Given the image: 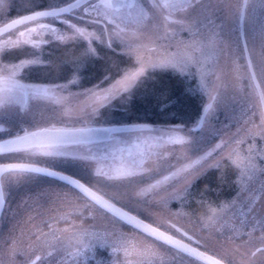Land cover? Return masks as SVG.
<instances>
[{
    "label": "rangeland",
    "instance_id": "obj_1",
    "mask_svg": "<svg viewBox=\"0 0 264 264\" xmlns=\"http://www.w3.org/2000/svg\"><path fill=\"white\" fill-rule=\"evenodd\" d=\"M28 1L34 6L37 3L47 6L67 0ZM236 1V12H232L229 0H185L175 6L158 3L142 12L139 8L137 12L110 9L112 17L122 20L118 28L102 10L100 17L103 15L106 20L99 25L87 24L79 10H74L75 14H64V19L81 28L83 36L51 17L47 20L57 28L55 33L39 29L29 31L36 28L37 22L1 31L0 74L4 75L14 73V77L21 78L22 73L42 67L52 48L76 38L85 42V51H80L79 58L95 56L96 49L103 46L122 45L133 52L136 64L106 82L103 77H84L73 71L62 77L54 72L51 80L25 85L43 86L47 93L38 97L29 93L26 102H9L0 107V137L46 124L111 123V119L102 121V117L98 120L95 116L107 115L101 112L104 105L116 104V99L111 100L129 88L148 64L170 63L180 71L193 73L204 101H210L211 105L195 131L190 125L195 124L196 119L185 125L151 123L148 128L139 130L143 139L130 149L129 160L124 156L125 164L114 159L122 163L123 166L118 167L121 173L116 178L108 177L104 184L101 183L102 175H107L112 168L100 169L102 160L97 151L90 152L96 160L58 157L42 164L77 175L151 221L174 233L192 237L193 241L231 264H264V252L257 251L258 246L264 245V121L239 41V0ZM248 4L246 49L264 98V0H248ZM16 11L11 0H0V24L16 16ZM110 30L119 43L109 38ZM75 57L72 56V60ZM56 84L64 87L57 88ZM45 150L42 147L23 148L19 153L2 155L0 159L37 161L43 159L38 153ZM224 155L236 166L235 193L211 206L204 215H190L180 205L174 206L172 200L178 199L183 187L201 169ZM129 173L134 175L129 178ZM0 184L2 188L11 187L18 198L26 192L32 194L30 201L39 198L44 202V236L37 238L39 226L31 228L35 234H28L30 259L36 254L34 252L42 251L44 264H51L58 259L57 253L64 250L58 249L64 246L63 241L56 238V232L75 231L77 253L90 246L94 255L97 249L105 247L101 264H166L170 260L198 263L189 257L175 259L173 250L121 225L67 185L50 178L5 172ZM24 184L31 185L32 189L29 186L22 189ZM69 210L73 212L74 221L68 218Z\"/></svg>",
    "mask_w": 264,
    "mask_h": 264
},
{
    "label": "trees",
    "instance_id": "obj_2",
    "mask_svg": "<svg viewBox=\"0 0 264 264\" xmlns=\"http://www.w3.org/2000/svg\"><path fill=\"white\" fill-rule=\"evenodd\" d=\"M84 45L80 38L61 43L51 49L42 67L22 73L21 79L42 82L53 79L54 72L57 77H62L77 71L84 77H103V82H106L136 64L135 56L124 50L122 45L103 46L96 49L97 55L79 58L80 51H85ZM72 56L76 57L72 60ZM114 100L116 104L108 106V103L101 110L107 115L100 113V116H95L98 120L102 117V121L187 124L199 114L204 96L193 73L180 71L170 63H156L147 65L130 89L111 101ZM236 188V166L223 156L197 173L173 204L193 215H203L211 206L229 199Z\"/></svg>",
    "mask_w": 264,
    "mask_h": 264
},
{
    "label": "flooded vegetation",
    "instance_id": "obj_3",
    "mask_svg": "<svg viewBox=\"0 0 264 264\" xmlns=\"http://www.w3.org/2000/svg\"><path fill=\"white\" fill-rule=\"evenodd\" d=\"M20 1H23L22 5H20ZM184 1L185 0H89V3L95 2L97 4H100L101 10L104 11L103 14L105 16L109 15L114 23L120 24L122 20L120 18L112 17L110 15L111 10L126 11V9L127 10L130 9L131 11L137 12L141 10L142 12L146 7L149 8L154 7L158 3L160 5L175 6L177 4H181ZM228 3L229 6L230 5L233 6L232 12H236L237 1L229 0ZM37 4L38 5L34 6L31 3H29L28 0H11L12 8L17 10L15 12V15H23L28 12L42 10V9H52L61 5L57 3L47 4V6H44L46 5L44 3H37ZM103 5H111V7H103ZM138 8L140 10H138ZM248 9H249L248 0H245L243 6V13L241 16V29H242L243 38L245 40L249 25L247 21L249 14ZM105 16L101 15L100 18L102 19V22L106 20ZM167 17L170 18L169 16ZM237 19H238V14H237ZM164 24L167 25L166 22H164ZM167 26L170 27V25ZM3 76H8V74L5 75L0 74V77ZM14 78L21 85L34 84L31 81L24 82L17 79L16 77ZM142 129L144 128H123V129H119V131H109L106 137L95 139L94 143L91 145L82 146L83 151L81 152H89V150L90 152L97 151L102 159V162L100 163L99 166L100 169L106 167L115 168L113 172H108L107 174L111 175L109 177L116 178L121 173L118 170L119 169L118 167L123 166L122 163L125 164L124 160H126V158L124 156H128V160H129V157L132 156L129 153L130 149L135 145V143H139V141L143 139V137L140 136L138 133L139 130ZM114 157L118 158L119 159L118 161L122 163H116L114 161ZM0 160L4 161V160H12V159H0ZM15 160H23V159H15ZM28 160L34 161L31 159ZM10 173H14V171H11ZM19 173L24 174V172H19ZM102 177L108 178L107 175H102ZM28 186L32 189L31 185H26V184H24L22 188L24 189L27 188ZM3 189L5 191V203L0 208V264H34L35 261L37 260L39 261L38 264H44L45 258L43 256L42 251L34 252L36 254L31 256L30 259L29 249H28V244H29L28 239L30 238L28 234L30 235L35 234V231L31 230L32 227L39 226V228L41 229L40 231L36 230V232H39V237L37 238H43L44 236L43 235L44 221H45L44 202H42L39 198L30 201L32 194H26V192L21 194L22 198H18L17 197L18 193L14 192V190L11 187L8 188V186ZM71 214H73V212L69 210L68 218L73 220L74 216H72ZM32 222H37V223H32ZM55 235L56 238H60V240L63 241L64 247L59 246L58 249L63 248L64 250H61L57 253L59 255L58 259L53 260L51 264H98L97 262L99 260H100L99 264H101V261L103 260L105 254V247H102L101 249H97L94 255L91 252L90 246H85L83 250L77 253L76 251L77 237L75 231L56 232ZM176 235L182 236V233L177 232ZM66 244H68L67 247ZM4 249H6V251L2 252V250ZM173 252L175 254V259L178 258L185 260L188 259L186 255H183L176 250H173ZM108 259L109 258L105 256V260L108 261ZM104 264H108V263H104ZM138 264H147V263L139 262ZM153 264H157V263H153ZM166 264H188V263H182V262L173 263L172 260H170ZM195 264H200V263H195ZM250 264H256V262Z\"/></svg>",
    "mask_w": 264,
    "mask_h": 264
},
{
    "label": "snow or ice",
    "instance_id": "obj_4",
    "mask_svg": "<svg viewBox=\"0 0 264 264\" xmlns=\"http://www.w3.org/2000/svg\"><path fill=\"white\" fill-rule=\"evenodd\" d=\"M103 7H111V5H103ZM74 10H79L83 15L82 18L86 19L87 24L89 25H99L102 23L100 18L101 5L95 2L89 3V0H72L70 4L61 8H52L49 10L35 11L31 15L24 16L22 18L13 19L10 23L6 25L3 30L8 31L12 28L21 25H27L31 22H37L36 28L29 29L31 32L37 31L39 29L41 32L55 33L57 28L51 22H48L47 18L51 17L56 20H59L61 23L67 24L70 30H75L76 33H79L80 36H83L84 33L80 27H77L76 24H73L71 21L64 19V14H75ZM93 12L96 13V16H93ZM63 17V19H61ZM47 21V22H41ZM118 28L119 25L117 24ZM21 36L24 35L23 32L20 33ZM116 34L112 30L109 31V38L115 40ZM101 36V40H103ZM28 43V41H24ZM111 47V45H110ZM14 73L12 75L0 77V107L4 106L9 102L22 103L26 102L29 93L32 96H44L47 93V89L43 86H25L19 84L15 78ZM70 83H75L71 81ZM55 87L62 88L64 85L56 84ZM130 88H125L124 92L128 91ZM91 92L92 90H87ZM103 107V105L101 106ZM211 107V105H209ZM206 111V109H205ZM196 128L193 129L195 131ZM108 131H119L117 129H110ZM96 132L95 128H85V127H68L62 129H43L41 131H29L25 130L22 135H17L12 138H7L0 140V155H11L21 152L23 148L28 147H42L46 149L45 151L38 153L42 160H37V163H44L49 158H58V157H70L76 158L85 161L96 160L97 157L91 155L90 150L86 155H81L83 151L82 146L91 145L94 143V139L88 134ZM73 147H69V146ZM0 171L11 172H27L35 174H44L47 176L58 178L59 180L67 183L73 189H79L84 192H88V189L85 188L84 183L81 182L78 178L68 176L62 172L56 170H49V167H37L32 165H27L23 163H6L0 167ZM134 174L129 173L128 176L131 178ZM167 179V177L165 178ZM159 184L160 182L157 181ZM5 203V191L0 187V207ZM126 215V214H121ZM153 233L156 232L155 229L152 230ZM158 239L164 243L171 245L174 248L179 249L183 253H187L191 257H197L200 259H206L211 261L212 257L205 256L204 253L198 252L195 248L189 247L188 245H182L179 240L173 239L171 236L165 237L164 233H159ZM189 240L192 238L189 236ZM258 252H264V249H257ZM39 259V257H38ZM213 264H219L218 261H214Z\"/></svg>",
    "mask_w": 264,
    "mask_h": 264
},
{
    "label": "water",
    "instance_id": "obj_5",
    "mask_svg": "<svg viewBox=\"0 0 264 264\" xmlns=\"http://www.w3.org/2000/svg\"><path fill=\"white\" fill-rule=\"evenodd\" d=\"M71 2H72V0L66 2V3H64V4H62V5L58 6V7H55V8H61V7L67 6ZM42 10H49V9H42ZM36 11H41V10H36ZM33 12H35V11L28 12V13L23 14V15H19V16L13 18V19H18V18H22V17L27 16V15H31ZM13 19H11V20H13ZM11 20H9L6 23L0 25V30H3L6 27V25L11 22ZM243 49H244V54H245L246 59H247L245 47H243ZM248 69L250 71L251 79H252V82H253V84L255 86V89H256V92H257V95H258L259 104H260V108H261V113H262V116H263V119H264V101H263V98H262V95H261V91H260V88H259V86L257 84V81L254 78V75L252 73V70H251V67H250L249 64H248ZM209 104H210L209 101L203 104V106L201 108V111L199 112V115L197 117L196 123L193 126H191L192 128H197L200 125L202 117H203V115L205 113V109H207ZM141 126H145V124L137 123V124H128V125L127 124H105V125H77V126H41V127H36V128L30 129L29 131H41L43 129H53V130H55V129H62V128H68V127L95 128L96 132L88 134L90 137H92L94 139L97 135L98 136H102V135L106 134V132L108 130H110V129H119V128H123V127H141ZM23 133H20V134H17V135H22ZM17 135L5 137V138H2L0 140H4V139H7V138H12V137H15ZM6 163H23V164L37 166V167H48V166H45V165L36 164V163H32V162H27V161H6V162H0V167H2V165L6 164ZM49 170L50 171L51 170H56L58 172H62L64 174L68 175V176H71V177L75 178V176H73L71 174H68L66 172H63L61 170H58V169H54V168L49 167ZM1 172L2 171H0V173ZM42 175H44V174H42ZM45 176H47V175H45ZM47 177H51V176H47ZM51 178L56 179L58 181H61V180H59L58 178H55V177H51ZM61 182H63V181H61ZM81 182L84 183L83 181H81ZM63 183H65V182H63ZM65 184H67V183H65ZM84 186H85L86 189H88V192H84V191L79 190V189H75V190L78 191L80 194H82L84 197H86L88 200L93 202L99 208H101L104 211L108 212L109 214H111L112 216L116 217L117 219H119L123 223H125V224L131 226L132 228L140 231L141 233H143V234H145V235H147V236H149V237H151L153 239H156L159 242H163V241L158 239L159 233L162 232V233H164L165 237L171 236V237H173V239L179 240L182 245L186 244L189 247L195 248L198 252L204 253L205 256L212 257L211 261L206 260V259H200V258H197V257H193V258H195V259H197V260H199L201 262H204L206 264H213L214 261H218L219 264H227V263L223 262L222 260L214 257L213 255L209 254L208 252L198 248L197 246L193 245L192 243L186 241L185 239L177 237L176 235H174V234H172V233H170V232H168V231H166V230H164L162 228H159L158 226L146 221L145 219H143V218L131 213L130 211L124 209L120 205H117L116 203L112 202L108 198H106L103 195H101L98 192H96L94 189H92L87 184L84 183ZM121 214H126V215H121ZM153 229L156 230L155 233H153V231H152ZM169 246H171V245H169ZM175 249H177V248H175ZM177 250H179V249H177ZM185 254H187V253H185Z\"/></svg>",
    "mask_w": 264,
    "mask_h": 264
},
{
    "label": "bare ground",
    "instance_id": "obj_6",
    "mask_svg": "<svg viewBox=\"0 0 264 264\" xmlns=\"http://www.w3.org/2000/svg\"><path fill=\"white\" fill-rule=\"evenodd\" d=\"M150 125H151V124L146 123V124H145V127H149ZM145 127H144V128H145ZM126 128H133V127H126Z\"/></svg>",
    "mask_w": 264,
    "mask_h": 264
}]
</instances>
